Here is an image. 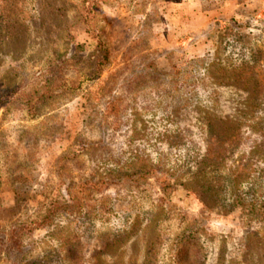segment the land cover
I'll use <instances>...</instances> for the list:
<instances>
[{"label": "rangeland", "instance_id": "1", "mask_svg": "<svg viewBox=\"0 0 264 264\" xmlns=\"http://www.w3.org/2000/svg\"><path fill=\"white\" fill-rule=\"evenodd\" d=\"M0 264H264V0H0Z\"/></svg>", "mask_w": 264, "mask_h": 264}, {"label": "trees", "instance_id": "2", "mask_svg": "<svg viewBox=\"0 0 264 264\" xmlns=\"http://www.w3.org/2000/svg\"><path fill=\"white\" fill-rule=\"evenodd\" d=\"M103 57V56H102Z\"/></svg>", "mask_w": 264, "mask_h": 264}]
</instances>
